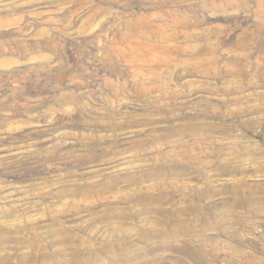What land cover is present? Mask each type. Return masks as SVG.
Returning <instances> with one entry per match:
<instances>
[{
	"label": "rangeland",
	"instance_id": "1",
	"mask_svg": "<svg viewBox=\"0 0 264 264\" xmlns=\"http://www.w3.org/2000/svg\"><path fill=\"white\" fill-rule=\"evenodd\" d=\"M0 264H264V0H0Z\"/></svg>",
	"mask_w": 264,
	"mask_h": 264
}]
</instances>
